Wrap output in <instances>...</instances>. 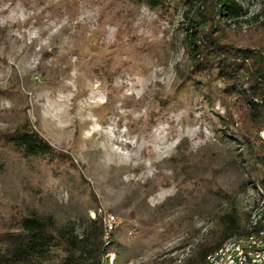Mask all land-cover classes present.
Segmentation results:
<instances>
[{
    "label": "rangeland",
    "instance_id": "rangeland-1",
    "mask_svg": "<svg viewBox=\"0 0 264 264\" xmlns=\"http://www.w3.org/2000/svg\"><path fill=\"white\" fill-rule=\"evenodd\" d=\"M237 1L245 37L264 0ZM184 9L0 0V135L29 123L60 154L24 158L0 140V223L52 217L80 237L99 214L113 222L105 264H179L231 206L244 221L264 159L252 169L229 134L222 84L190 75Z\"/></svg>",
    "mask_w": 264,
    "mask_h": 264
},
{
    "label": "trees",
    "instance_id": "trees-1",
    "mask_svg": "<svg viewBox=\"0 0 264 264\" xmlns=\"http://www.w3.org/2000/svg\"><path fill=\"white\" fill-rule=\"evenodd\" d=\"M130 1L158 8L169 0ZM174 1L185 6L184 42L192 60L189 73L222 84V91L231 99L228 105L224 104L222 119L233 140L244 150L251 168L256 169L258 161L264 159V137H259L264 130V21L249 23L243 37L246 11L237 0ZM0 140L24 158L60 156L29 123L0 135ZM255 175L261 179H250L245 189L264 183L259 171ZM241 216L231 206L218 217V228L198 241L179 264H204L207 255L226 240L246 236L264 225L252 227L248 213L244 214V221ZM262 216L264 221V212ZM107 239L99 214L88 220L80 237L73 229H57L52 217L21 216L0 223V264H42L41 260L56 247L65 253L57 264H101L102 260L108 261L105 257L111 242L107 243ZM188 245L184 242L183 248Z\"/></svg>",
    "mask_w": 264,
    "mask_h": 264
},
{
    "label": "bare ground",
    "instance_id": "bare-ground-1",
    "mask_svg": "<svg viewBox=\"0 0 264 264\" xmlns=\"http://www.w3.org/2000/svg\"><path fill=\"white\" fill-rule=\"evenodd\" d=\"M248 188L255 199V203L248 206V221L254 227L260 223H264L262 221V214L264 212V183L255 186L249 185ZM111 228L112 226L106 230L105 237ZM235 243L242 248L264 247V225L258 229L256 228V231L246 236L233 237L226 240L220 247L207 255L204 264H241V262L242 264H254V261H258V264H264V249L262 248L237 250V255H233V261L230 263L231 254L225 252L234 249ZM101 264H105L103 260Z\"/></svg>",
    "mask_w": 264,
    "mask_h": 264
},
{
    "label": "built area",
    "instance_id": "built-area-1",
    "mask_svg": "<svg viewBox=\"0 0 264 264\" xmlns=\"http://www.w3.org/2000/svg\"><path fill=\"white\" fill-rule=\"evenodd\" d=\"M263 137H264V133L262 135V138ZM103 225H104V239H105V232H106V230H108V228H110L111 226H113V222L111 221V219H104L103 218ZM254 248H262V249H264V247L242 248L239 245H237V243H235V248L234 249H231L230 251H226L225 253H230L231 254V261H230V263H232V261H233V255H237V250L254 249ZM263 259H264V257H263ZM242 261H243V259H242ZM241 264H242V262H241ZM254 264H258V261H254Z\"/></svg>",
    "mask_w": 264,
    "mask_h": 264
}]
</instances>
